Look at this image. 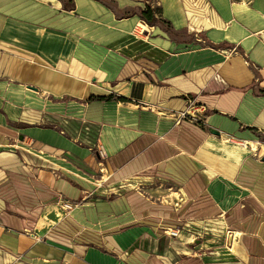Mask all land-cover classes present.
I'll use <instances>...</instances> for the list:
<instances>
[{"label": "crops", "instance_id": "obj_1", "mask_svg": "<svg viewBox=\"0 0 264 264\" xmlns=\"http://www.w3.org/2000/svg\"><path fill=\"white\" fill-rule=\"evenodd\" d=\"M73 2L0 0V264H206L251 217L264 236V0ZM61 21L70 53L18 35Z\"/></svg>", "mask_w": 264, "mask_h": 264}, {"label": "rangeland", "instance_id": "obj_2", "mask_svg": "<svg viewBox=\"0 0 264 264\" xmlns=\"http://www.w3.org/2000/svg\"><path fill=\"white\" fill-rule=\"evenodd\" d=\"M20 26V24H19ZM23 29V32L19 31L18 35L21 40L28 44V46L37 49L38 47L42 49L47 43L58 44L57 52L70 53L72 51L71 46H73L76 39L71 34L65 31L66 25L64 21L56 23L51 27L53 32L45 36L44 39L39 37V34L36 33V29L32 24L28 23ZM139 28V33L140 32ZM138 33V34H139ZM261 143L264 142V138L260 140ZM258 217H251L243 225H238L235 229L241 231L242 233L237 237V249L236 252H232V241L229 238L231 235L228 232H225V239L215 242L216 244H222V247L205 248L203 253L197 252L196 259H203L206 264L215 262L218 264H264V236L256 234L258 233V228L260 224L256 225ZM215 233H221L218 228L211 229ZM234 231L230 229L229 232ZM246 245V246H245Z\"/></svg>", "mask_w": 264, "mask_h": 264}, {"label": "trees", "instance_id": "obj_3", "mask_svg": "<svg viewBox=\"0 0 264 264\" xmlns=\"http://www.w3.org/2000/svg\"><path fill=\"white\" fill-rule=\"evenodd\" d=\"M64 8L66 10H72L74 8V2L73 0H60ZM140 17L141 19L147 23L148 25H155L156 23L159 22V20L156 18V11L153 10L150 6H147L145 9H141L140 12ZM101 100V101H110L113 99L112 96L108 97H91L90 100ZM118 100L125 101L124 98H118Z\"/></svg>", "mask_w": 264, "mask_h": 264}, {"label": "built area", "instance_id": "obj_4", "mask_svg": "<svg viewBox=\"0 0 264 264\" xmlns=\"http://www.w3.org/2000/svg\"><path fill=\"white\" fill-rule=\"evenodd\" d=\"M193 117L194 119H197V118H199V116H197V115H192L191 113H190V111H185V112H182L181 114H180V118L182 119V120H185V119H187L188 117ZM100 157H102V158H105L106 157V154H105V152L104 151H100ZM72 207H73V204L72 203H70V202H64L63 203V208L65 209V210H67V211H70V210H72ZM164 232L166 233V234H168L170 237H172V238H178V236H179V230L178 229H172V228H170V231L168 232V230L167 229H165L164 230Z\"/></svg>", "mask_w": 264, "mask_h": 264}, {"label": "bare ground", "instance_id": "obj_5", "mask_svg": "<svg viewBox=\"0 0 264 264\" xmlns=\"http://www.w3.org/2000/svg\"><path fill=\"white\" fill-rule=\"evenodd\" d=\"M253 148L255 149V150H258V147H256L254 144H253ZM177 197H178V195H177ZM170 230H168V232H169ZM230 239H231V241H232V237H230Z\"/></svg>", "mask_w": 264, "mask_h": 264}, {"label": "water", "instance_id": "obj_6", "mask_svg": "<svg viewBox=\"0 0 264 264\" xmlns=\"http://www.w3.org/2000/svg\"><path fill=\"white\" fill-rule=\"evenodd\" d=\"M31 89H33V88H31ZM262 160H263V162H264V158H263Z\"/></svg>", "mask_w": 264, "mask_h": 264}]
</instances>
